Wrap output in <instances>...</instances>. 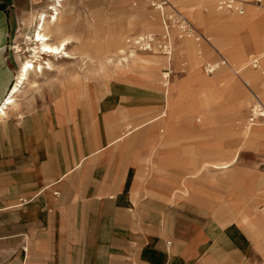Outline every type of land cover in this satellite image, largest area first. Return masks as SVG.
Masks as SVG:
<instances>
[{"label":"crops","instance_id":"1","mask_svg":"<svg viewBox=\"0 0 264 264\" xmlns=\"http://www.w3.org/2000/svg\"><path fill=\"white\" fill-rule=\"evenodd\" d=\"M30 4L0 0V100L13 72V24ZM120 21L127 18H118L115 27ZM232 21L252 24L257 48L264 13L249 5L244 20ZM232 50L237 63L222 68L238 73L247 67L240 68L245 58ZM69 60L62 59L65 67ZM149 61L147 82L157 68ZM192 70L190 79L177 78L175 85L211 84ZM214 76L215 83L231 77L224 69ZM163 81L164 92L110 82L92 107L78 103L70 111L45 103L0 120V264H264L262 213L254 210L259 178L237 164L246 139L214 151L212 127L166 119L177 106ZM203 98L210 105L212 89ZM249 107L242 132L251 127L245 124ZM253 138L264 140V128ZM198 150L206 160H194ZM151 162L156 172L146 174ZM199 163L205 172L198 179L191 170ZM234 164L239 171L232 178L211 173Z\"/></svg>","mask_w":264,"mask_h":264},{"label":"rangeland","instance_id":"2","mask_svg":"<svg viewBox=\"0 0 264 264\" xmlns=\"http://www.w3.org/2000/svg\"><path fill=\"white\" fill-rule=\"evenodd\" d=\"M38 1L31 0L28 9L19 14L18 19L13 24L8 45V62L11 70L14 73L16 72V76L19 72V65L31 53L29 49L31 40L28 39V36L31 35L36 27L39 13L44 10V2ZM72 1L75 2L77 11H79L76 12L77 15L74 18L75 31L83 35L93 34L96 36L92 40L93 42L86 46V49H89L96 56L97 60L92 63L87 58L82 60L76 58L77 60L72 59L66 63L65 68H67L68 74L65 73V70L64 72L45 73L39 79L36 88H29L20 96L16 110L10 111L8 117L22 111H29L40 105L43 106L45 103L53 104L55 109L63 107L70 111L76 108L78 103L92 107L93 99L100 98V96L106 94L110 82H123L139 86L143 89H156L164 92L161 68L164 66L165 59L158 53L136 52L146 54L156 61L157 68L154 73L156 76L148 82L143 76H145V73H149L150 68L144 69L137 65L133 67L134 55L131 53L129 55H122L123 53L119 52L112 57L114 62L120 60L126 63L125 60H122L125 57L130 66H132L129 70H124L127 73L123 72V74L119 71L116 72V69L113 68L114 63H108L104 56L100 58V47L104 45V38L108 34L122 36L121 48L125 51V40L128 35L158 34L162 32L160 17L148 5L146 0ZM170 1L194 24L200 33L209 38V42L225 56L230 64L235 65L237 63V61L231 58V54H233L232 49L236 47L241 50L245 58L244 62H247V64L249 59L253 55L258 54L262 49L264 29L259 33V46L253 48L252 37L254 30L252 24L242 26L235 24L232 21V17L242 16V19L245 18L249 5L264 13V0L261 2L238 0L244 8V13L241 15L225 9H219L217 7L218 0ZM118 18H127V21L126 23L120 21L115 27ZM173 33V53L170 60L172 70L170 81L172 85H169V88L172 87V89L168 92V100L170 99L169 102L172 104L173 109L175 106H177V109L176 111L169 112L166 115V119H170L173 122L176 116L181 120L182 124L189 123V120H192L199 128L212 127L214 151L221 146L240 145L241 140L246 139L244 148L241 149L238 156L237 164H243L242 169L255 172L257 179L259 178L258 187L256 188L257 195L254 200V210L255 212L262 213L259 217L261 220H259L263 224L262 241L264 245V140H260L261 142L259 139L254 140L255 138L250 140L252 133L257 128H264V123L244 129V132H242V126L240 125L245 117L248 106L254 100L250 90L256 93L264 102V93H262L264 91L263 58L260 59L262 61H260L257 68H251L247 65L244 70L235 73L230 68L220 67L212 74H207L204 71L205 63L216 61L217 59L214 48L209 42L203 40L196 41L190 37H181L175 30H173ZM97 40L101 43H97ZM179 42L181 43L177 45ZM185 44L188 45L183 52V45ZM74 45L69 46V51L74 50ZM60 61L62 62V60ZM193 68L197 69L200 75L204 77L202 78L203 82L207 80L211 84H184L176 86L175 80L177 78L190 79ZM222 69L231 77L224 79L223 82L215 83L214 75ZM127 75H129V78L119 77ZM206 88L208 92H211V89L213 92L212 101H210V105L208 104V106H205V98L201 101L202 96L206 93ZM176 94L178 95L174 96ZM245 94H247V98L243 97ZM200 102L203 103V107L199 105ZM157 122L158 120L152 124H157ZM228 122H231V128L226 126ZM156 130L157 132L159 131L157 128ZM207 139L208 141L210 140L209 134ZM203 140L204 142L206 140L205 134L203 135ZM156 153L157 147L151 150V156L155 157ZM192 157L197 162L207 159L206 153L203 150H198V153ZM235 164L228 169H224L225 171L223 172L216 170L211 173L227 174V177L232 178L233 174L239 171V167ZM156 166L155 163L151 162L148 166L144 167L146 174L156 172ZM199 166L200 163L192 166L191 171H198ZM203 172H205L204 169L195 172L196 177L198 179L201 178ZM231 180H229L230 183L233 182ZM177 198L182 200V198ZM259 204L263 205L262 210L258 207ZM260 251L264 258V246Z\"/></svg>","mask_w":264,"mask_h":264},{"label":"bare ground","instance_id":"3","mask_svg":"<svg viewBox=\"0 0 264 264\" xmlns=\"http://www.w3.org/2000/svg\"><path fill=\"white\" fill-rule=\"evenodd\" d=\"M41 1L45 4L44 10L39 13L36 27L31 35L28 36V39L31 40V45L29 46L31 53L27 59L22 61L19 65L17 76L16 72H9L8 85H6L5 90H3L4 97L0 100V120L8 115L10 109L18 106L20 96L29 88L34 89L38 86L39 79L43 77L45 73L57 71L64 72V70L66 72L65 65L60 60L64 58H78L80 60L87 58L92 63L97 60L96 56L92 54L89 49H86V46L91 44L96 36L93 34L83 35L75 31L76 26L74 25V18L75 15H77L76 12H79L77 11L75 2L72 0ZM41 1L39 0L38 2ZM236 17H238L239 20L245 19H242V16ZM103 42L104 45L100 47V58L104 56L108 63H114L113 68L116 69V72L119 71L123 74V72H125L124 70H129V68L132 66L134 67V65L144 69L149 68V60L151 57L142 54L147 52H131V54L134 55L132 66H130V63L125 57H123L122 60H125L126 63L120 60L114 62L112 57L119 52H124V49L121 48L122 36L119 37V35L114 36V34H108ZM97 43L101 42L97 40ZM72 45H74V50L72 49V51H69L68 48ZM261 50L258 55H260L262 59L264 55L261 54ZM244 66H247V62L242 63L240 68ZM155 76L156 74H154V77ZM163 83L165 87L169 88L170 84L167 80L163 81ZM225 167H227V165Z\"/></svg>","mask_w":264,"mask_h":264},{"label":"built area","instance_id":"4","mask_svg":"<svg viewBox=\"0 0 264 264\" xmlns=\"http://www.w3.org/2000/svg\"><path fill=\"white\" fill-rule=\"evenodd\" d=\"M148 5L157 12L162 24L161 33H147L143 35H130L125 40V51L122 55H129L131 52H153L162 55L165 59V65L162 69V79L168 80L171 74L170 60L173 53L172 37L173 30L181 37L194 38L196 41H206L209 39L200 33L194 24L170 1V0H146ZM261 2V0H251ZM238 0H218L217 7L225 9L236 14H243L244 8ZM261 54L264 55V41L262 44ZM216 61L206 62L204 71L212 74L222 66L228 65V61L218 50H216ZM261 56L253 55L248 64L251 68H257L260 64ZM247 116L246 126H254L264 123V102L261 98L253 94Z\"/></svg>","mask_w":264,"mask_h":264}]
</instances>
